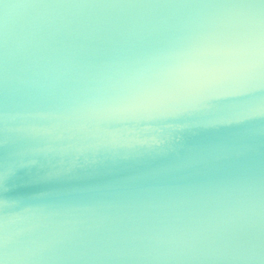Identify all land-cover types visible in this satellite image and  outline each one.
Wrapping results in <instances>:
<instances>
[{
  "label": "water",
  "instance_id": "obj_1",
  "mask_svg": "<svg viewBox=\"0 0 264 264\" xmlns=\"http://www.w3.org/2000/svg\"><path fill=\"white\" fill-rule=\"evenodd\" d=\"M210 2L0 0L14 264H264V115L250 111L264 90L151 119L108 110L225 16L195 6Z\"/></svg>",
  "mask_w": 264,
  "mask_h": 264
},
{
  "label": "snow or ice",
  "instance_id": "obj_2",
  "mask_svg": "<svg viewBox=\"0 0 264 264\" xmlns=\"http://www.w3.org/2000/svg\"><path fill=\"white\" fill-rule=\"evenodd\" d=\"M195 6L227 11L218 23L187 40L154 80L110 105L109 111L151 119L173 114L175 102L189 96L219 99L230 94L224 91L229 86L264 90V0H217ZM3 27L6 36L7 15ZM250 111L264 115V105ZM0 207H7V201ZM12 241L5 217L0 227V264H14L16 257L9 253Z\"/></svg>",
  "mask_w": 264,
  "mask_h": 264
}]
</instances>
